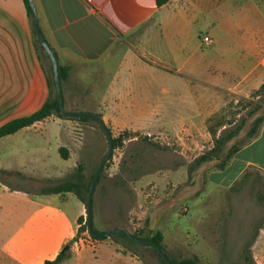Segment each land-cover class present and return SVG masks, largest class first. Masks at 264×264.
<instances>
[{
	"label": "rangeland",
	"instance_id": "obj_1",
	"mask_svg": "<svg viewBox=\"0 0 264 264\" xmlns=\"http://www.w3.org/2000/svg\"><path fill=\"white\" fill-rule=\"evenodd\" d=\"M42 63L52 81L50 64L44 56ZM95 69L89 65L81 69L85 75L79 87L82 93L90 89L96 95L102 83L107 82L103 68L99 67L103 76L96 74ZM184 72L190 76L186 70ZM194 78L206 80L200 73ZM190 85L183 75H172V128L161 123L157 128L159 121L169 122V117L128 119L134 128L144 132L117 130L103 120L112 137L120 143L113 146L112 155L96 183L92 225L102 233L116 227L148 237L159 232L164 252L171 258L197 256L200 264H248L245 250L251 245L255 264H264V261L258 263L252 253L259 230L264 229V175L250 173L246 181L238 182L233 189L214 187L206 181V173L213 170L219 160L234 146L248 140L255 119H264V84L246 97L199 86L193 87L191 94ZM54 91L51 85V95ZM82 93L79 91L78 96ZM74 107L73 103L64 105L68 112L91 109ZM52 120L62 124L56 154L59 155L61 149L67 151L65 164L62 166L50 155L40 167L33 164L34 157L14 152L20 148L15 140H2L0 165L7 160L27 162L21 170L8 172L9 175L1 170L0 183L37 194L66 181L78 165L84 167L86 180L92 181L108 152V140L100 123L94 119L81 122L57 114L52 115ZM237 128L240 131L225 145L220 159L201 165L189 182V164L213 149L220 135ZM32 133L25 137L28 146L37 142V136ZM171 172L172 176L167 177ZM147 173L162 176L156 180H140ZM6 197L7 194H2L0 198V264H9L3 253L20 248V242L25 239L30 244L22 256V264H39L40 257L52 250L53 243L74 231L79 206L82 221L76 223L75 235L61 248L69 246L60 264H163L152 247L132 244L114 235L92 238L87 229L83 230L87 220L86 205L71 193L65 202L58 196L40 197L26 205L12 200L5 206ZM19 211L23 212L19 214ZM46 223L47 234H41L39 228H25L35 224L46 227Z\"/></svg>",
	"mask_w": 264,
	"mask_h": 264
},
{
	"label": "crops",
	"instance_id": "obj_2",
	"mask_svg": "<svg viewBox=\"0 0 264 264\" xmlns=\"http://www.w3.org/2000/svg\"><path fill=\"white\" fill-rule=\"evenodd\" d=\"M33 1L45 41L58 64L69 67L68 77L61 84L63 104L89 106L90 110L78 111L99 113L114 129L144 132L128 119L167 117L171 120L159 121L157 128L160 123L172 128V75H183L191 84V94L193 87L199 86L246 97L264 84V0H166L161 6L156 0ZM33 31L23 0H0V127L38 111L50 96L48 73L34 44ZM205 35L212 40L208 47L201 41ZM86 65L96 67L99 76H103L99 67L105 72L107 82L96 95L90 89L83 93L79 89L85 77L81 69ZM198 73L206 80L194 78ZM79 91L82 96H78ZM61 128L51 116L0 141L15 140L20 148L14 152L34 157L35 163H28L41 167L52 155L63 166L65 160L56 154ZM29 133L37 136V142L30 146L25 143ZM25 162L7 160L0 170L19 171ZM250 167L264 175V121L259 135L242 146L223 170L208 171L206 181L228 189ZM17 176L23 179L20 173ZM161 176L147 173L140 180ZM2 183L0 198L2 194L8 196L5 206L12 200L26 205L40 197L58 196L61 202L68 199L69 193L33 194ZM80 215L79 206L74 231L53 243L52 250L47 251L51 255L40 257L39 264L53 260L62 251L75 235ZM33 227L41 234L49 231L47 223L46 227L25 226ZM28 244L25 239L20 248H11L3 257L9 264H22ZM252 253L258 263L264 261V229L259 230Z\"/></svg>",
	"mask_w": 264,
	"mask_h": 264
},
{
	"label": "trees",
	"instance_id": "obj_3",
	"mask_svg": "<svg viewBox=\"0 0 264 264\" xmlns=\"http://www.w3.org/2000/svg\"><path fill=\"white\" fill-rule=\"evenodd\" d=\"M23 1L25 4V7H26V11L28 13V17L32 21L33 14H32V10H31V7L29 5V2H28V0H23ZM165 2H166V0H156V4L158 6H161ZM33 33H34V44H35L36 48L38 49L40 57L42 58L44 56L49 61V64H50V69H51V73H52V81H50V79H49V84H50V88H51V85L54 86L51 62L49 60L48 55L46 54V52L44 51V49L42 48V46L39 44L38 40L36 39L34 31H33ZM54 56L56 57L55 53H54ZM68 72H69V67L61 66L58 64V75H59L60 85L67 79ZM54 89H55V86H54ZM61 91H62V89H61ZM62 99H63V97H62ZM75 111H78V110H75ZM78 112H80V111H78ZM54 114H57L59 117H62L59 113V105H58V100L56 97V92L54 91V94L51 95V91H50L49 98L47 99V101L44 103V105L38 111L34 112L33 114H31L29 116L17 118V119L11 120V121L5 123L4 125H2L0 127V139L4 138L6 136H9V135H13L17 131H19L25 127H29V126L33 125L34 123L46 120L47 118L51 117ZM90 119H92V118H77V120H79L81 122H85V121L90 120ZM263 121H264L263 118L255 119V121L253 122V126L247 135L248 140L245 142H242L238 146H234L229 151V153L221 160H219L220 159L219 155L223 151V148L231 139H233L238 134V132L240 131V128H237L236 130H230V131L225 132L222 135H220L216 139V145L213 149H211L207 153H204V154L200 155L199 157L195 158L189 164V166H188V181L189 182L191 181L193 173L201 165H203L204 163H207V162H211L213 160H219V163H217V165H215L214 169L215 170H223L229 164L232 156L242 146L251 142L252 140H254L259 135L260 128H261ZM213 135L215 136V134H213ZM112 142H113V146L116 147L117 144L120 143V140H116L113 138ZM59 153L64 160H67L68 155H67V151L65 149H63V150L61 149L59 151ZM0 172H1V170H0ZM2 172L9 175V173L6 171H2ZM250 173H252V174L256 173L257 175L260 174L257 169L250 167L244 173V175H242L241 179L238 182L246 181L249 178ZM238 182H236L230 189H233L234 186ZM90 183H91L90 181L86 180L84 167L82 165H78L76 167V169L74 170L73 174L70 175V177L66 181H64L60 184H57L55 186L42 189L41 194H45V195L60 194L63 196L67 193H71L76 197L77 200H79L80 202H82L86 205ZM81 221H82V216H80L77 219V223L79 224V222H81ZM86 229H87V224H85V227L83 228V230H86ZM114 229H119V228L116 227ZM92 231L94 234H101L102 233V232H99L94 227V225H92ZM131 235L135 238L153 241V242L160 244L162 246V244H161L162 243V235L159 232L156 233L155 235L151 236V237L143 236L142 234H139V233L138 234L134 233ZM114 236L123 238L132 244H137L139 246H145L142 244L132 242V241L126 239L125 237H123L122 235H114ZM256 236H257V234L254 236L253 241L255 240ZM102 239H104V238H102ZM250 246L247 247V249L245 250V252H246L245 261L248 264H255V261L251 256ZM162 248H163V246H162ZM65 253H66L65 251H61L53 260H46L43 264H60L65 259ZM166 255L172 261L173 264H200L199 258L197 256H191V257L178 256V257H172L171 258L168 254H166ZM160 260L163 264H165L164 261L161 259V257H160Z\"/></svg>",
	"mask_w": 264,
	"mask_h": 264
},
{
	"label": "water",
	"instance_id": "obj_4",
	"mask_svg": "<svg viewBox=\"0 0 264 264\" xmlns=\"http://www.w3.org/2000/svg\"><path fill=\"white\" fill-rule=\"evenodd\" d=\"M28 2H29V5L31 7L32 14H33L32 24H33V29L35 32L36 39L38 40L39 44L42 46V48L44 49V51L48 55L49 60L51 62V67H52V72H53V81H54V86H55L56 97L58 100L60 115L62 117L92 118V119L97 120L100 123L102 130H103V132H104V134L108 140V152H107L106 156L104 157V159L98 165V167L94 173V176L92 178V181L90 183V187H89V191H88V198H87V203H86V215H87L86 224H87L88 233L94 239H102V238L109 237L112 235H122L123 237H125L126 239H128L132 242L152 247L158 253V255L161 257V259L164 261L165 264H173L172 261L167 257L162 246L160 244L153 242V241L135 238L130 233H128L122 229H113V230H110V231H107V232H104L101 234H94L93 233V231H92V197H93V192H94L96 183L98 181L99 175H100L106 161L112 155V151L114 149L113 148V142H112L113 137L111 135L110 130L106 127L101 115L96 114V113H92V112H68L65 110L64 105H63L62 91H61V85H60V80H59V75H58L57 59L54 56V53L50 49L49 45L45 41V39H44V37L40 31L39 18H38V13H37L34 1L28 0ZM68 248H69V246L66 245L62 249V251H65Z\"/></svg>",
	"mask_w": 264,
	"mask_h": 264
},
{
	"label": "built area",
	"instance_id": "obj_5",
	"mask_svg": "<svg viewBox=\"0 0 264 264\" xmlns=\"http://www.w3.org/2000/svg\"><path fill=\"white\" fill-rule=\"evenodd\" d=\"M201 41H202V44H203L204 47H208L212 43L211 38L209 36H207V35L203 36Z\"/></svg>",
	"mask_w": 264,
	"mask_h": 264
}]
</instances>
